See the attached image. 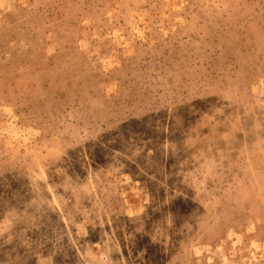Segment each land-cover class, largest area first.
I'll use <instances>...</instances> for the list:
<instances>
[{
  "label": "rangeland",
  "instance_id": "374dc122",
  "mask_svg": "<svg viewBox=\"0 0 264 264\" xmlns=\"http://www.w3.org/2000/svg\"><path fill=\"white\" fill-rule=\"evenodd\" d=\"M0 264H264V0H0Z\"/></svg>",
  "mask_w": 264,
  "mask_h": 264
}]
</instances>
